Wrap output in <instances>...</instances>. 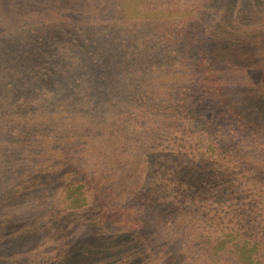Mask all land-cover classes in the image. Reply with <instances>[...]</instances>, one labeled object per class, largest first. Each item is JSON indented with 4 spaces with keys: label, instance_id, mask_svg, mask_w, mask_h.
<instances>
[{
    "label": "rangeland",
    "instance_id": "374dc122",
    "mask_svg": "<svg viewBox=\"0 0 264 264\" xmlns=\"http://www.w3.org/2000/svg\"><path fill=\"white\" fill-rule=\"evenodd\" d=\"M263 53L264 0H0V264H229L173 202L263 225Z\"/></svg>",
    "mask_w": 264,
    "mask_h": 264
},
{
    "label": "trees",
    "instance_id": "16d2710c",
    "mask_svg": "<svg viewBox=\"0 0 264 264\" xmlns=\"http://www.w3.org/2000/svg\"><path fill=\"white\" fill-rule=\"evenodd\" d=\"M262 57H264V53L261 54ZM246 62V61H245ZM252 109V107H251ZM250 112V111H249ZM243 115V114H242ZM240 118L239 124L241 125L243 123V119L242 116L237 117ZM187 120L183 121V132L184 134L187 135H192V139L198 144V148L199 151L197 153L195 152H191V156L194 157H198V159L200 158H208V159H212L211 157H216L219 158V154H221L222 152L217 150V149H213V148H205V139L201 137L200 133H193L192 129L195 128V125H191L189 122H186ZM244 124V123H243ZM211 149V154L209 157H206L205 154L207 151H209ZM223 154V153H222ZM190 157V156H189ZM227 160L229 161H235L237 158V156L233 157L232 154L229 153V155H226ZM236 158V159H235ZM239 160H241L239 158ZM226 181V180H225ZM224 183L220 184L219 187H217L216 189H214L213 191H211V193H215L216 196V192L218 193V197L221 196L219 198L225 200V203H220L219 205L217 204L215 209H212V211H218V213L220 212H225V213H231L232 211L234 212V203L229 206V203L231 201V197H233L230 189L226 190V189H221V187H224ZM213 188V186H212ZM231 193V194H230ZM254 195V194H252ZM207 195H204L203 197L205 198ZM264 196V195H263ZM198 196L195 197L193 200H197ZM264 198L262 197H258V200L256 203H253V200H251V204L253 205V207L256 209L258 208V204L260 202H263ZM186 200V201H185ZM191 197L188 195H182L179 196L177 198H175L174 200V204L175 206H173V208L178 209L177 213H176V217H179V220L185 222L186 224L182 226L180 228V230L183 231L184 235L186 237H188L191 242L190 245L191 247H195L197 249L198 252L200 251H209L210 253V261H214V262H219V263H224L223 260L227 261L229 264H249V260L251 259L252 256V248L255 249V247L258 245L257 243H255L250 236H253L254 233L255 235L260 234V235H264V223L263 225L260 223H257V221L253 220L252 217H249V221L250 223L253 225V227H250L249 224H246V221L248 219V217H244L242 216L240 220V222L238 221V223H236L235 221V228H237V231L234 233L230 232L228 235V239L225 240L223 243L221 242L222 240H220L219 237L215 238V239H209L206 238L204 235L200 234V230L201 227L203 225L204 220L207 218L206 215H204L206 212L205 210H200L197 213V217L195 218H189V220L187 219V215H186V208H184L188 202H192L193 200H191ZM203 199H201L202 201ZM206 202V199H204ZM206 204V203H204ZM169 211V214L172 216L173 214V210L170 208H167ZM238 213V212H237ZM236 213V214H237ZM237 217V215H236ZM235 218H232V221L236 220ZM212 218L214 219H218L219 223H222V219H220V217H217L216 214L212 215ZM127 225V224H126ZM258 231H260V233H257ZM209 237H211L212 233H207ZM215 236L211 237L214 238ZM250 238V239H249ZM253 241V242H252ZM195 244V245H194ZM261 245V244H260ZM190 255L192 256H196V252L194 251L193 253H191ZM200 256V255H199ZM256 256V255H254ZM201 260H202V256ZM264 258L262 260H259L258 262L256 261L255 264H264ZM207 263V260H206Z\"/></svg>",
    "mask_w": 264,
    "mask_h": 264
}]
</instances>
